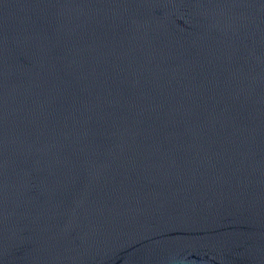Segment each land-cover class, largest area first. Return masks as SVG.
Here are the masks:
<instances>
[{"label": "water", "instance_id": "1", "mask_svg": "<svg viewBox=\"0 0 264 264\" xmlns=\"http://www.w3.org/2000/svg\"><path fill=\"white\" fill-rule=\"evenodd\" d=\"M0 264H264V0H0Z\"/></svg>", "mask_w": 264, "mask_h": 264}]
</instances>
